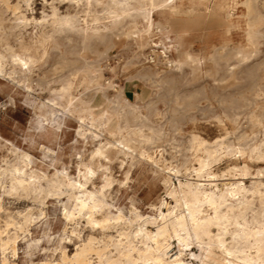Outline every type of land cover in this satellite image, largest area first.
Segmentation results:
<instances>
[{
  "label": "bare ground",
  "instance_id": "1",
  "mask_svg": "<svg viewBox=\"0 0 264 264\" xmlns=\"http://www.w3.org/2000/svg\"><path fill=\"white\" fill-rule=\"evenodd\" d=\"M7 1L0 0V5L5 9L9 8ZM22 1L26 6L32 2ZM56 4L65 6V10L60 12V5ZM185 4L187 5L184 6ZM231 4L229 0H185L180 3L176 0H50V13H43L39 18H27L25 14L19 13L15 16L14 24H9V30H23L27 26L35 28L36 32L33 31L34 34L29 39H24L23 34L21 36L18 32L13 34L16 37L12 42L9 39L11 31L9 36H0V76L2 78L6 75L14 80L17 79L14 75L20 74L25 88L31 89L30 75L34 69H43L50 56L51 45L50 49L54 50L53 63L56 65H50V69H63L72 60L65 58L59 51V40L71 41L75 37L93 42L96 39L106 40L114 29L120 30V36L133 41L142 39L145 35L143 43L151 47L158 45L150 39L154 32L167 33L175 28L173 31L178 34L180 30L203 20L205 16L215 17L219 24L226 27L227 32L235 26L234 22L237 23L233 19L234 7ZM239 4L244 7L241 14L244 17V37L248 44H253L260 34L259 26L263 15L257 11L256 5L264 7V0H241ZM96 6L100 7L99 12L95 9ZM1 10L0 30L3 31L4 9ZM157 14L167 16L166 25L155 21L154 16ZM139 20L144 22L142 29L137 27ZM171 48L172 45L163 44L160 51L152 48L149 54L151 64L143 68L142 76L154 83L174 84L177 74L173 72L181 73L184 65H189L192 71L201 69L203 59L187 51L182 53L180 59H172L168 54ZM224 49V45L216 47L209 58L217 68L223 63L227 75L234 77L235 63L228 62L238 59V56L245 61V54L240 49L222 53ZM160 57L162 64L173 73L170 76L161 75L153 69ZM7 64L10 66L8 71L5 69ZM204 74L206 77L211 72L208 69ZM252 79L250 85L245 90L238 91L236 96L229 94V100L218 99L224 105L222 113L213 116L217 125L223 129L221 135L208 140L197 133H191L188 149L193 163L191 162L187 174L183 173L186 174L183 179L178 178L180 167L164 163L163 149L160 148L162 132L146 124L147 115L141 112L138 104L106 97L112 102L109 107L102 102L96 106L91 104L80 107L75 103L77 97L70 93V81L62 83L58 89L53 88L55 95L49 101L35 102L34 107L39 110L36 127L39 132L50 130L57 138L62 132L65 117L73 116L78 122L76 133L83 137L85 131L86 134L89 132L96 143L87 161L79 155L75 176H71L65 169L54 168L51 174L39 171L33 167L34 160L29 153L10 144L13 158L0 167V186L4 192L31 197L41 203L47 195H65L66 202L62 204L63 218L68 221L83 218L90 231L130 226L138 220L132 231L120 232V237L117 236L116 240L111 236H107L105 241L98 240L89 231L74 253L70 255L66 250L61 251L59 262L43 264H264V165H260L264 163V138L256 139L259 130L264 134V105L249 109L255 102L257 90V79ZM168 89L169 92L172 91L171 87ZM188 97L194 98L195 92L189 93ZM241 114L245 115V128L239 123ZM114 119L115 125L111 126ZM143 126L147 127L148 133L143 132ZM114 158L119 160L120 166L128 161L130 167L144 160L158 168L173 203L164 202L165 211H159L158 216L152 218H142L135 211L132 218L124 216L120 211L113 213L110 209L112 204L106 199V188L116 181L108 166ZM221 162L225 163L224 170L218 173ZM99 170L102 181L100 185H95L94 179ZM127 173L128 170L124 172L125 180ZM173 177H176L177 185L172 184ZM246 180L249 181L248 184ZM117 183L122 184L123 181ZM18 215V220L6 222V225L11 224L10 226L23 232L27 231L33 220L31 213L22 211ZM170 237L178 242L177 252L170 253ZM16 239L15 232H7L0 238L1 249L10 247L9 255L14 254ZM133 239L138 240L140 245L136 246ZM191 244L198 248V254L192 252L194 246H190ZM187 246L191 247L190 252L195 262L183 258L182 249ZM93 256L96 260H93ZM0 264L14 262L3 256Z\"/></svg>",
  "mask_w": 264,
  "mask_h": 264
},
{
  "label": "rangeland",
  "instance_id": "2",
  "mask_svg": "<svg viewBox=\"0 0 264 264\" xmlns=\"http://www.w3.org/2000/svg\"><path fill=\"white\" fill-rule=\"evenodd\" d=\"M239 1L241 0L238 2L229 0V3H232L231 5L234 7L233 19L237 20V23L234 22L235 26L227 32L226 27L219 24L215 17L205 16L203 20L180 30L178 34L173 31L175 28H171L167 33L154 32L150 39L158 45L151 47L149 44L143 43L145 35L142 39L133 41L120 36V30L114 29L113 34L109 35L106 40L96 39L93 42L80 37H75L71 41L59 40V51L65 58L72 60L71 64L66 65L63 69H50L56 65L53 63L54 50L50 49L51 45L49 47L50 56L43 69H34L33 74L30 75L31 89L25 88V82L20 74L14 75L17 77L14 80L6 75L2 78L0 76V167L4 166L5 161L12 160L13 154L9 148L10 144H13L18 149L30 154L34 160L33 167L39 171L51 174L56 168L65 169L71 176L76 175V162L79 155L84 161H87L96 140L89 136V132L86 134L85 131L83 137L76 133L78 122L73 116L65 117L62 132L58 134L57 138L50 130L39 132V129H36L39 110L34 107L35 102L41 100L47 102L53 98L55 95L52 92L53 88L58 89L62 83L70 81L71 91H69L77 97L75 103L80 107H88L91 104L96 106L100 102L109 107L112 102L106 97L138 104L141 112L147 115L146 124L160 129L162 132L160 148L163 149L164 163L180 167L178 169L181 173H178V178L183 179L193 163L191 151L188 149L191 133H197L208 140L223 133L222 127L217 125L213 116L222 113L224 105H221L222 103L220 104L218 99L229 100V94L236 96L238 91L245 90L250 85L253 78L252 80L257 79V90L254 97L255 102L249 106V109L264 105V7L261 4L256 5L257 11L261 15L263 14L262 23L259 26L260 34L254 41V43L256 42L253 43L254 45L248 44L244 37V17L241 16L244 7L239 4ZM7 2L9 7L7 9L2 4L0 5V10L4 9L1 11L2 24L4 23L5 29L4 32L0 30V36H9L11 31L9 39L12 42L18 32L21 36L23 34L24 39H29V36L36 32V29L31 26H27L23 30H9V24H14L16 15L22 13L27 18L31 16L39 18L43 13L51 12L50 0L47 2L32 0L29 6H26L22 0H8ZM176 2H185V0H176ZM234 2L237 3L234 4ZM224 3L226 2L224 1ZM56 5H60L58 6L60 12L65 10V6ZM95 9L99 12L100 7L96 6ZM154 19L163 25L167 23L166 15L157 14ZM143 25L144 22L139 20L137 27L142 29ZM162 44L172 45L168 53L172 59H180L185 51L195 57H200L204 60L201 69L192 71L189 65H184L181 73L180 71L173 72L177 74V81L174 84L154 83L149 78L143 77V68L151 64L149 62L150 50L154 48L160 51ZM220 45L225 46L222 53H227L230 49H240L245 54H242L245 56V61L241 56H238L239 61L235 58L228 62L235 63L234 77L227 75L223 63H220L217 68L209 58L213 55L214 49ZM161 58L153 69L160 72L161 75L170 76L173 73L162 64ZM261 60L262 62H260ZM9 67L8 64L5 66L6 71L9 70ZM208 69L211 74L205 77V70ZM250 69L253 71L250 72ZM182 73L184 74L182 75ZM170 87L172 91L169 92L168 88ZM193 92H195V97L190 99L188 94ZM176 98L178 99L176 100ZM190 103L193 105H189ZM115 122L114 119L111 126H114ZM239 123L242 128L246 127L244 114L240 115ZM142 129L144 133L149 132L146 126H143ZM105 135L108 137L107 134ZM263 138L264 134L259 130L256 133V139ZM224 164L220 163L218 173L224 170ZM260 165H264V163H260ZM108 166L110 174L116 180L112 186L106 188V199L112 204L110 209L113 213L120 211L124 216L132 218L135 211L142 218H152L157 217L159 211H165L164 202L173 203L162 182L163 175L160 170L148 162L141 160L129 167L127 161L120 166L119 160L114 158L108 163ZM126 170L128 173L125 180L124 172ZM185 172L186 174H183ZM94 180L95 185L101 184V170L98 171ZM118 181H123V183L118 184ZM248 183L249 181L246 180V184ZM172 184L177 185L176 177L172 178ZM64 197L65 195H47L41 203L31 197L7 194L0 186V238H3L7 232L9 234L15 232L17 236L14 254L9 255L10 247L4 250L0 247V259L5 256L14 264L56 263L60 260L61 251L66 250L65 252L70 255L74 253L80 245L81 239L85 238L90 230L83 218L77 217L70 221L63 218L62 204L66 202V197ZM22 211L30 212L33 217L27 231L23 232L13 225L10 226L11 224L6 225V222L18 220L20 218L18 212L22 213ZM137 221L132 222L130 226H114L107 228V231L90 232L98 240L105 241L108 239L107 236L116 240L120 237V232L132 231ZM150 226L152 227V225ZM133 242L136 246L140 245L138 240L133 239ZM168 242L170 243V253L177 252L178 242L173 237H170ZM190 246L182 249V256L184 259L187 258L195 262L190 252ZM192 252L198 254L199 250L194 246ZM93 260H96L94 256Z\"/></svg>",
  "mask_w": 264,
  "mask_h": 264
}]
</instances>
